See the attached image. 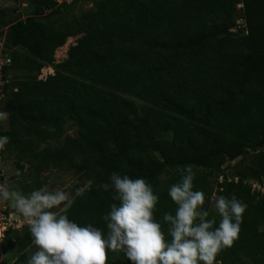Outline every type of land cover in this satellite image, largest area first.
I'll return each instance as SVG.
<instances>
[{"label":"trees","instance_id":"16d2710c","mask_svg":"<svg viewBox=\"0 0 264 264\" xmlns=\"http://www.w3.org/2000/svg\"><path fill=\"white\" fill-rule=\"evenodd\" d=\"M39 2L49 3L48 16L59 14L56 1ZM229 2L226 7L221 0H189L182 12L154 14L137 0H109L103 14L87 20L65 16L57 29L35 15L1 18L5 44L35 55L38 72L54 62L55 51L69 37L83 34L54 76L26 93L14 92L16 84L5 86L0 110L8 113L9 129L0 132L9 138L5 154L13 145L33 169L17 189L26 195L41 188L40 175L53 167L81 174L88 184L77 187L59 214L107 235L103 217L118 201L101 185L110 183L113 172L143 177L159 198L153 219L170 241L163 215H174L177 205L157 183L178 166L219 170L250 152L247 174L218 185L219 194L235 195L245 212L238 239L215 263L264 264V197L245 182L248 177L264 181V153L258 152L264 144V0ZM237 2L246 33L231 50L223 38ZM4 13L0 10V16ZM128 86L140 87L143 99L154 106L138 110L115 92ZM71 119L81 126L80 138L64 135ZM47 141L56 147H38ZM1 247L3 252L27 250L29 257L37 251L28 225L9 229ZM107 256V264H131L122 251L108 250Z\"/></svg>","mask_w":264,"mask_h":264},{"label":"clouds","instance_id":"9594fccd","mask_svg":"<svg viewBox=\"0 0 264 264\" xmlns=\"http://www.w3.org/2000/svg\"><path fill=\"white\" fill-rule=\"evenodd\" d=\"M8 113L0 112V120ZM9 138L0 137V147ZM181 179L170 186L169 196L177 205L175 214L164 213L171 240L165 238L160 223L153 219L158 202L150 184L143 177L111 173L110 183L101 185L112 190L114 201L110 212L103 217L107 222V235L92 224L81 227L66 214L51 209L64 205L69 195L49 185L25 195L10 189L5 182L0 186V197L11 201L12 216H22L32 236L35 251L27 264H107V252H123L131 264H215L217 255L230 248L238 239L245 207L235 195L215 199V211L221 217L209 219L204 210L203 191H194L195 174L190 166L180 168Z\"/></svg>","mask_w":264,"mask_h":264},{"label":"rangeland","instance_id":"374dc122","mask_svg":"<svg viewBox=\"0 0 264 264\" xmlns=\"http://www.w3.org/2000/svg\"><path fill=\"white\" fill-rule=\"evenodd\" d=\"M40 0H0V10H4L3 19H10L12 21L24 20L31 15H35L38 19H49L51 24L55 29L62 25V19L65 16H74L80 20H87L91 15H100L104 12V7L109 0H70L58 2L54 9H58L59 14L48 16L53 10L48 8L49 3L46 5L39 4ZM56 1V0H51ZM141 4L149 5L143 9L147 13L158 14V12L167 14L168 12L175 10L176 12H182L187 8L189 0H137ZM226 7L229 6L230 0H221ZM233 8V20L230 26L229 33L224 36L223 40L225 45L231 50L237 48L238 39L245 34V22H244V12L242 5L237 2L232 5ZM49 9V10H47ZM135 9H142V7H137ZM134 9V10H135ZM133 10V11H134ZM132 11V12H133ZM7 28L0 22V42L2 43V38L5 35ZM243 31V32H241ZM83 36V34H78L69 37L66 43L55 51L54 62L52 64L44 65L40 71H37L38 59L35 55L27 52L22 48L8 47L4 44L3 54H7L13 59L14 66L9 71L6 76V85L16 84L14 92L26 93L32 85L38 82H45L50 76H54L56 72L61 71L59 65L63 63L68 58V51L72 46L77 44V41ZM139 83V82H137ZM28 88V89H27ZM140 87L138 86H128L124 91H115L118 95L134 102L138 110H143L145 107H153L154 105L143 99L144 93L140 94ZM10 91V89H9ZM142 95V96H141ZM156 107V106H155ZM156 110H161L156 107ZM133 119H137L134 115ZM174 121V120H173ZM9 129L8 118L0 120V132H7ZM64 135L72 138H80L81 136V126L76 120H67L64 124ZM37 145V144H36ZM40 149L45 147H56L54 141H47L40 143L38 146ZM33 145L34 149L38 148ZM253 154L248 152L238 159L230 162H226L221 169H206L199 168L196 166H190L195 174L193 181L194 191H203L205 194V203L202 205L204 210L209 212V216L215 217V219L220 220L221 217L215 211V199L219 194V183H222L224 179L228 181H238V179L247 174L250 162L252 160ZM22 167V168H21ZM0 169L3 171L5 176V182L10 189H17L18 185L24 180L25 177L30 175L33 171L32 166L27 162V159L21 158V153L15 149L13 145L9 146L7 153L4 156L3 164L0 165ZM181 179V172L175 170L168 175H165L158 183L157 187L159 189H164L166 194L169 193L170 186L176 184ZM40 180L44 185H49V190L58 188L66 192L70 200L67 202L68 205L72 202L75 192H78L77 187H83L87 185L88 182L85 181L81 174H76L74 171L66 170L62 167H53L48 171L43 172L40 175ZM253 179L248 177L245 179L246 183H249ZM27 195V194H26ZM169 195V194H168ZM64 205H60L58 209H51L58 214L64 210ZM9 210L15 211L12 207V202H9ZM21 222H18V228L24 227L27 224L23 217H18ZM17 227L15 229H18ZM30 251H33L30 249ZM26 251H4L1 258V264H27L29 254ZM202 264V262H201ZM219 264V263H215Z\"/></svg>","mask_w":264,"mask_h":264},{"label":"built area","instance_id":"2783aa9c","mask_svg":"<svg viewBox=\"0 0 264 264\" xmlns=\"http://www.w3.org/2000/svg\"><path fill=\"white\" fill-rule=\"evenodd\" d=\"M62 2V0H56V2ZM65 1V0H64ZM70 1V0H66ZM246 33V28H245ZM2 43L0 42V110L2 109V105L6 100L5 95V86H6V76L9 74L10 67L12 66V59L7 54H3V48L5 44V35L2 38ZM0 137H3L0 134ZM5 146L0 147V165L3 164L4 156H5ZM258 152L264 153V144L259 149ZM257 152V153H258ZM5 176L3 174V171L0 169V186H3L5 183ZM251 187V191L253 194H256L259 198L264 197V181H258V180H252L249 183H247ZM9 202L11 201H5L0 197V264H1V258L3 254L2 250V242L5 238L6 232L9 229H15L18 228V222H21V219L18 217H21L20 215H16L15 217L12 216L13 210H9ZM14 209V208H13ZM23 220H25L23 218ZM26 221V220H25ZM19 227L18 229H20Z\"/></svg>","mask_w":264,"mask_h":264}]
</instances>
